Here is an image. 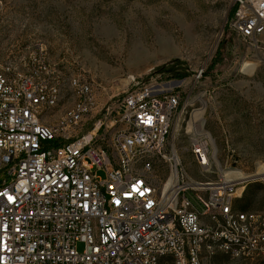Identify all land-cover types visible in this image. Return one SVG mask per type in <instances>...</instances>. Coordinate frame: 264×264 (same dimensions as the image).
I'll list each match as a JSON object with an SVG mask.
<instances>
[{"label":"built area","instance_id":"1","mask_svg":"<svg viewBox=\"0 0 264 264\" xmlns=\"http://www.w3.org/2000/svg\"><path fill=\"white\" fill-rule=\"evenodd\" d=\"M234 3L232 28L257 43L264 0ZM129 84L118 101L120 126L82 134L97 104L84 73L69 78L73 106L51 121L65 80L46 47L0 61V264L264 260V211L236 208L245 184L264 187V167L246 177L194 179L167 148L178 93L134 75ZM193 125L190 151L205 174L215 152L210 134ZM159 161L169 170L164 180L152 175Z\"/></svg>","mask_w":264,"mask_h":264},{"label":"rangeland","instance_id":"2","mask_svg":"<svg viewBox=\"0 0 264 264\" xmlns=\"http://www.w3.org/2000/svg\"><path fill=\"white\" fill-rule=\"evenodd\" d=\"M234 6V0H3L0 61L46 47L65 80L51 121L73 106L68 81L84 73L97 104L79 127L82 134L120 126L118 101L130 75L178 93L167 148L174 146L196 180L212 181L220 172L247 176L264 167V33L254 43L234 31ZM194 123L210 134L215 152L216 164L205 174L190 151ZM152 175L166 179L167 164L157 162ZM236 208L264 211L263 185L245 184ZM211 262L264 264L225 255Z\"/></svg>","mask_w":264,"mask_h":264},{"label":"bare ground","instance_id":"3","mask_svg":"<svg viewBox=\"0 0 264 264\" xmlns=\"http://www.w3.org/2000/svg\"><path fill=\"white\" fill-rule=\"evenodd\" d=\"M229 176H230L231 178L246 177V175H244V174H242V173H240V172H230V173H229ZM230 177H229V178H230ZM170 180H171V178H170Z\"/></svg>","mask_w":264,"mask_h":264},{"label":"trees","instance_id":"4","mask_svg":"<svg viewBox=\"0 0 264 264\" xmlns=\"http://www.w3.org/2000/svg\"><path fill=\"white\" fill-rule=\"evenodd\" d=\"M235 9H236V7L234 6V8H233V15H234Z\"/></svg>","mask_w":264,"mask_h":264}]
</instances>
